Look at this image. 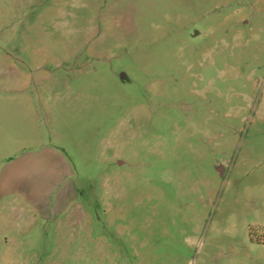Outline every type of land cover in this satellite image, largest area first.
Instances as JSON below:
<instances>
[{
  "label": "rangeland",
  "instance_id": "rangeland-1",
  "mask_svg": "<svg viewBox=\"0 0 264 264\" xmlns=\"http://www.w3.org/2000/svg\"><path fill=\"white\" fill-rule=\"evenodd\" d=\"M3 92L0 264H264V0H0Z\"/></svg>",
  "mask_w": 264,
  "mask_h": 264
},
{
  "label": "crops",
  "instance_id": "crops-1",
  "mask_svg": "<svg viewBox=\"0 0 264 264\" xmlns=\"http://www.w3.org/2000/svg\"><path fill=\"white\" fill-rule=\"evenodd\" d=\"M11 99L12 93H0V205L22 210L31 195L27 179L29 169L26 153L22 150L15 154L16 149L23 147V139L13 135L15 126L9 115ZM39 194L40 188H35L33 195Z\"/></svg>",
  "mask_w": 264,
  "mask_h": 264
},
{
  "label": "water",
  "instance_id": "water-1",
  "mask_svg": "<svg viewBox=\"0 0 264 264\" xmlns=\"http://www.w3.org/2000/svg\"><path fill=\"white\" fill-rule=\"evenodd\" d=\"M217 171L221 173V167L220 166L217 167Z\"/></svg>",
  "mask_w": 264,
  "mask_h": 264
}]
</instances>
